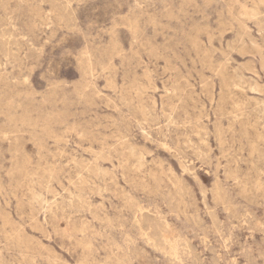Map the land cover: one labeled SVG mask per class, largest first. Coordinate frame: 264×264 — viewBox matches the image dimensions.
<instances>
[{
    "label": "rangeland",
    "instance_id": "rangeland-1",
    "mask_svg": "<svg viewBox=\"0 0 264 264\" xmlns=\"http://www.w3.org/2000/svg\"><path fill=\"white\" fill-rule=\"evenodd\" d=\"M0 264H264V0H0Z\"/></svg>",
    "mask_w": 264,
    "mask_h": 264
},
{
    "label": "bare ground",
    "instance_id": "bare-ground-1",
    "mask_svg": "<svg viewBox=\"0 0 264 264\" xmlns=\"http://www.w3.org/2000/svg\"><path fill=\"white\" fill-rule=\"evenodd\" d=\"M254 3V2H253ZM256 8V7H254ZM247 10V9H246ZM250 10V9H249ZM252 10V9H251ZM250 12V11H249ZM258 14V13H257ZM134 33V32H133ZM263 46V45H262ZM263 49V48H262ZM246 71V70H245ZM256 93V92H255ZM261 101V100H260ZM121 189V188H120ZM46 206V205H45ZM98 206V205H97ZM95 207V206H94ZM4 239V238H3ZM8 241V240H7Z\"/></svg>",
    "mask_w": 264,
    "mask_h": 264
}]
</instances>
